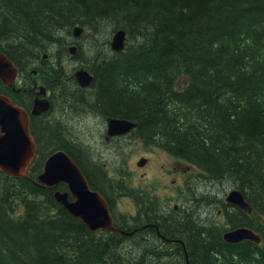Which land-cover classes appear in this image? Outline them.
<instances>
[{"label": "trees", "instance_id": "obj_1", "mask_svg": "<svg viewBox=\"0 0 264 264\" xmlns=\"http://www.w3.org/2000/svg\"><path fill=\"white\" fill-rule=\"evenodd\" d=\"M77 25L98 35L124 30L129 46L97 67L89 90L64 89L60 100L76 115L98 109L134 118L144 141L196 166L211 186L241 190L254 212L230 221L264 238V0H0V51L26 70ZM54 67L63 69L59 62ZM52 68L42 72L51 75ZM71 142L63 128L46 139L41 134L29 176L48 154L63 150L100 190L96 167ZM200 197L206 198L203 189ZM134 202L136 215L127 223L156 222L167 237L175 229L191 264H264V243L228 244L223 227H204V213L175 221L160 200ZM182 247L155 228L131 236L90 232L52 191L0 173V264H185Z\"/></svg>", "mask_w": 264, "mask_h": 264}, {"label": "rangeland", "instance_id": "obj_2", "mask_svg": "<svg viewBox=\"0 0 264 264\" xmlns=\"http://www.w3.org/2000/svg\"><path fill=\"white\" fill-rule=\"evenodd\" d=\"M89 33L82 34L81 45L76 54H70L67 51L59 50L62 46L60 42L59 45L53 47L55 57L52 60L56 63H60L63 66L60 72L65 73L68 76H72L74 71L79 68L86 69L87 65L93 66L97 61V57L100 55V49L96 47V51L93 50L94 44L92 39H99L103 42L110 40L113 41L114 29L107 28L103 35H98L97 31L92 27H88ZM62 40L67 39L72 41V37L69 31L64 32L61 35ZM128 44V41H127ZM105 45H103V49ZM48 52V50H47ZM45 55L40 57L41 62H46ZM55 64L52 68V75L57 77L60 75L58 71L55 70ZM51 64L45 63V67ZM86 65V66H85ZM33 70V69H32ZM31 69L29 71H32ZM88 70V69H86ZM30 76L34 75L33 72L29 73ZM76 85H70L69 87L65 85H57L56 92H54V99H56V109L52 116L54 124H60V129L63 128L64 132L70 136L72 139L71 143L84 149L80 154L82 158L86 159L88 164H92L98 170V175L106 180L103 183L104 188H111L115 190H120L117 194L119 197L113 199L114 210H116L119 216H123L126 219H130L135 215V199H140V197L148 196L152 200H160L163 207L167 206L171 201L174 204H179L177 199H171V195L175 191L177 185H181L182 179L175 176L173 173H165L164 169H159L161 165L172 162L174 166L177 158L170 155L165 149L155 146H146L142 142L136 140H117L112 144L105 142V136L102 127L101 120L94 114H90L83 111L81 114L69 115L68 106L65 102L60 100L61 92L64 89L72 90ZM75 90V89H74ZM77 91V90H75ZM161 142V141H160ZM76 154V150H73ZM141 156H147L150 158L149 167L144 165L140 168L135 167L136 161ZM86 166H89V165ZM184 163L179 162L175 164L177 168L181 170V165L185 166ZM187 164V163H186ZM189 165V164H187ZM189 169L187 166L185 172ZM184 172V173H185ZM197 172L195 169H191L188 174V178L194 179V173ZM184 173L182 174L183 179ZM198 187L201 188L205 186L206 181L201 180L198 183ZM184 186V182H183ZM216 197L209 196L200 198L199 193L197 195L193 194L189 198V203H192L197 209L199 208V215L201 213L205 214L204 222L211 225H219L226 222V218L231 216L230 210H227L223 204V198L225 196V189H215ZM152 194V195H151ZM185 200L181 197V201ZM171 202V204H173ZM213 205H219V209L226 210L225 215L220 216L217 211H212ZM211 207L207 211V208ZM188 216V215H187ZM186 218V216L184 217ZM177 221V218H173ZM172 225L175 224L172 220ZM181 226H184L181 224ZM187 228V225L185 226Z\"/></svg>", "mask_w": 264, "mask_h": 264}, {"label": "water", "instance_id": "obj_3", "mask_svg": "<svg viewBox=\"0 0 264 264\" xmlns=\"http://www.w3.org/2000/svg\"><path fill=\"white\" fill-rule=\"evenodd\" d=\"M81 34L82 29L76 28L74 36L79 37ZM126 40L127 33L119 31L114 36L112 49L118 53L123 52ZM75 50L76 48H71L73 54H76ZM17 75L18 69L14 63L0 52V80L11 86ZM76 78L83 89L92 85L93 79L88 77L83 69L76 73ZM43 95H46L45 90L37 93V97ZM49 109L47 100L36 101V114L46 113ZM27 119L25 112L17 108L11 99L0 96V173L14 179L28 178V169L37 156V146L30 134ZM133 127L134 125L129 122L110 119L106 140L109 142L113 136L128 134ZM60 181L69 184L76 201L70 203L68 194L59 193L55 197L72 217L81 221L91 232H117L107 201L90 189L88 179L80 167L64 151H57L47 159L44 172L39 177V182L45 185V188L55 187ZM35 184L41 187L39 183ZM228 202L245 212L252 211L241 191H233ZM224 238L230 244H240L249 240L255 244L262 242L261 237L250 229H238L226 234Z\"/></svg>", "mask_w": 264, "mask_h": 264}, {"label": "flooded vegetation", "instance_id": "obj_4", "mask_svg": "<svg viewBox=\"0 0 264 264\" xmlns=\"http://www.w3.org/2000/svg\"><path fill=\"white\" fill-rule=\"evenodd\" d=\"M81 40V39H80ZM64 42L63 40H61V43ZM65 42H67L65 40ZM73 45H76L77 48H80L81 45V41H77L75 42ZM59 50L61 51H67V46H63L60 47ZM55 57V53L53 54V52H49V54L45 55L46 58V62L47 64H55V61L52 60L51 58ZM40 65H42L41 60H35L33 61V63L31 65H25L26 67V72L24 75V78H22L21 80H17L13 85L8 86L2 82H0V96L2 97H6L11 99L16 105H18L17 107H23L24 109H30L29 111H32V107H34V102L35 100H39L42 97H37V93L41 90H45L47 91L48 94V99L51 101H56L54 100V92H56V88L57 85H65L67 87H69L70 85H76L75 84V80L72 76H68L63 72H60V75L57 77H54L52 74L49 75L48 73H44L42 72V69L45 67H42L41 72L39 71ZM45 65V64H44ZM32 71H29V70ZM33 72L34 75L30 76L29 73ZM20 78V77H19ZM95 83V75L93 77V82L92 85L90 87L93 86V84ZM20 84V86H19ZM75 90H77V92H79L80 90L77 88V86L74 88ZM44 98V97H43ZM54 102L52 103L54 105ZM54 108V106H53ZM53 108H52V112H53ZM68 109V113L69 115L75 114L74 111L71 110V108H69L67 106ZM29 112V113H30ZM51 115L52 113H47L44 114V116H40L37 114H31V121L30 123H33V125L37 128L36 133H44L45 136L47 137L49 135V132L51 129L55 128L54 125L52 124V120H51ZM96 115L100 120H101V127H102V131L104 134H106L107 132V119L108 118H113V117H118L116 119H126V118H130V117H126L124 115H117V114H108L106 112H103L101 110H96ZM129 120V119H126ZM46 123L48 125H50V127L48 128V134L46 133V128L45 126H43V124ZM60 124H57V128H59ZM44 128V129H43ZM56 128V130L58 131V129ZM34 134V132H33ZM134 135H136V133H134ZM123 138H119L116 140H122ZM143 157L144 160L147 161L145 167H149L150 165V161L149 158H146L144 156ZM148 159V160H147ZM139 162L140 160L138 159L136 161V166L137 167H141L139 166ZM184 163L185 166L181 165V170L179 168H177L175 166V164L177 163ZM174 166H168V168L165 170V168L167 167V165H172V162H168L165 163L163 165L160 166L159 169H164L165 173H173L175 176L179 177L180 179H182L181 185H177L175 187V191L173 192V194L171 195V199H177L179 201V204H171V202L165 206L162 210L164 209H168L170 212V215L172 214L174 217L177 218H182L184 219L185 216L190 215V216H194L195 214H199L200 211V207L197 209L192 203H189V198H191V196L193 194L197 195L198 193H200L201 188L198 187V182L201 181V175L197 174V172H193L194 173V179L192 180L193 177L188 178V171L189 169L185 172L186 168H187V164L185 162H183L181 159L177 158V161L173 162ZM183 164V165H184ZM185 172V173H184ZM184 173V179L182 177V174ZM100 180H96L95 182H99ZM183 182H184V186H183ZM181 197H184L185 200L181 201ZM207 197V196H206ZM112 206V204H110ZM211 207L207 208V211L210 210ZM135 209V206H134ZM198 212V213H197ZM136 215V214H135ZM219 217L221 216L220 213H218ZM121 219L120 221H122L123 224H121V228L116 226L117 230L120 232L119 234H123V235H128L131 236L137 232H141V231H148V229H153L155 228L157 236L160 237L161 239L166 238L168 240H170V242L168 244L170 245H183V252L186 255V262L185 264H191L190 259H189V251H188V247L186 248L184 242H182L181 240H177L176 238V230L175 229H171L169 231H167V234L170 236H165L163 235L162 228L161 225L157 224L156 222H149V223H144V224H139V222H137L138 226L135 225V222H132L131 224H128L127 221L128 219L124 218L123 216H119ZM131 227H133L131 232H128L129 229H131ZM207 230L211 229L212 226L205 223L204 226ZM219 232L220 229H218ZM224 236V234H222V237ZM184 264V263H183Z\"/></svg>", "mask_w": 264, "mask_h": 264}]
</instances>
